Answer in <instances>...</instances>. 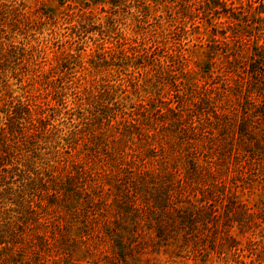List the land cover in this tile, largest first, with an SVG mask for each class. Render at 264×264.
<instances>
[{
    "label": "rangeland",
    "instance_id": "rangeland-1",
    "mask_svg": "<svg viewBox=\"0 0 264 264\" xmlns=\"http://www.w3.org/2000/svg\"><path fill=\"white\" fill-rule=\"evenodd\" d=\"M18 100L0 264H264V0H0Z\"/></svg>",
    "mask_w": 264,
    "mask_h": 264
},
{
    "label": "trees",
    "instance_id": "trees-1",
    "mask_svg": "<svg viewBox=\"0 0 264 264\" xmlns=\"http://www.w3.org/2000/svg\"><path fill=\"white\" fill-rule=\"evenodd\" d=\"M64 103V99L61 97L58 103L60 109H62ZM16 105L17 106L13 107L11 112V114H13V117L11 116L12 119L11 117L4 119V123L2 125H6V127L4 128L2 125L0 126V136L5 133L8 135L7 140L10 141L9 144H4V146H2L4 152L2 155H0V193L5 195H8L10 192L14 191L13 181L16 178H18L21 184L23 183V190H28L30 188L29 185H31V182L33 181L29 178V174L36 171V164L33 163V159L23 163L22 161L17 160L14 156L15 147L21 148V145H23L21 137L24 135L25 130H34L33 133L37 138H39L43 132L45 134H47L49 131H55L56 134L60 132L58 128H55L52 125L50 129L47 128L49 123L45 124L44 119L46 117H44V119L38 120L37 126L34 125V123L30 122L32 114L29 105L20 100H18ZM53 109L54 115L61 112V110L58 109V111L56 107ZM58 143L59 141L56 145H58ZM36 145L38 146V140L35 142V146ZM21 149L25 150L23 148ZM33 158L34 160L36 159L35 156Z\"/></svg>",
    "mask_w": 264,
    "mask_h": 264
}]
</instances>
